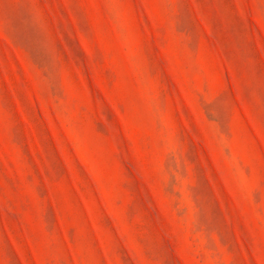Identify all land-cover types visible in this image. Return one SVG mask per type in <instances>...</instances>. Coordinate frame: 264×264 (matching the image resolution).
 <instances>
[{"label":"rangeland","instance_id":"1","mask_svg":"<svg viewBox=\"0 0 264 264\" xmlns=\"http://www.w3.org/2000/svg\"><path fill=\"white\" fill-rule=\"evenodd\" d=\"M0 264H264V0H0Z\"/></svg>","mask_w":264,"mask_h":264}]
</instances>
